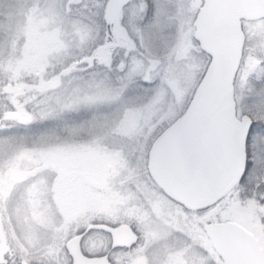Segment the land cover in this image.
<instances>
[{"label":"snow or ice","instance_id":"obj_1","mask_svg":"<svg viewBox=\"0 0 264 264\" xmlns=\"http://www.w3.org/2000/svg\"><path fill=\"white\" fill-rule=\"evenodd\" d=\"M17 195L0 264H264V0H0Z\"/></svg>","mask_w":264,"mask_h":264},{"label":"rangeland","instance_id":"obj_2","mask_svg":"<svg viewBox=\"0 0 264 264\" xmlns=\"http://www.w3.org/2000/svg\"><path fill=\"white\" fill-rule=\"evenodd\" d=\"M83 166L88 169L93 167V165L89 162H83ZM17 190L22 193L24 188L19 184L14 185L13 191L16 192ZM69 194L71 195V193ZM22 208L23 200L21 195H17L16 198L11 202H9L8 199L5 201H0V213H2V215H0V222L3 225V231L9 243H11L13 246L24 245L31 247L27 229L23 227L21 219L18 218V210H22ZM9 209L11 212V223L9 221ZM13 226H15V233L12 231ZM40 235L41 239H43V230L41 231Z\"/></svg>","mask_w":264,"mask_h":264},{"label":"flooded vegetation","instance_id":"obj_3","mask_svg":"<svg viewBox=\"0 0 264 264\" xmlns=\"http://www.w3.org/2000/svg\"><path fill=\"white\" fill-rule=\"evenodd\" d=\"M37 264H38V262H37Z\"/></svg>","mask_w":264,"mask_h":264},{"label":"water","instance_id":"obj_4","mask_svg":"<svg viewBox=\"0 0 264 264\" xmlns=\"http://www.w3.org/2000/svg\"><path fill=\"white\" fill-rule=\"evenodd\" d=\"M0 224H1V222H0Z\"/></svg>","mask_w":264,"mask_h":264}]
</instances>
